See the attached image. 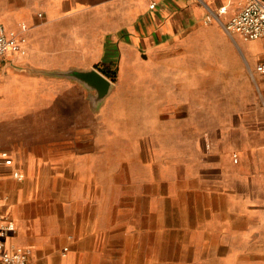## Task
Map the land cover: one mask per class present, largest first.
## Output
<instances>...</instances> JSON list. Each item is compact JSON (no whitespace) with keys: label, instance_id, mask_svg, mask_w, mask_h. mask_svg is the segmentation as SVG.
Segmentation results:
<instances>
[{"label":"crops","instance_id":"crops-1","mask_svg":"<svg viewBox=\"0 0 264 264\" xmlns=\"http://www.w3.org/2000/svg\"><path fill=\"white\" fill-rule=\"evenodd\" d=\"M245 1L0 0V23L24 50L0 66V212L16 226L9 247L30 250L29 264H118L121 246L138 245L134 230L119 224L118 172L131 173L132 197L133 172L149 171L145 163L118 164L119 155L133 154L134 145L157 154L148 141L172 138L182 108L195 106L193 94L229 84L230 77L246 90L250 68L258 103L237 120L264 121V75L255 71L264 40L245 41L227 30ZM70 68L115 70L113 90L98 110L77 83L37 73ZM260 125L248 129L249 147L243 144L244 177L226 179L216 165L201 170L210 182L222 181L219 196L238 206L229 212L237 220L255 208L256 180H264ZM221 247L229 252V244Z\"/></svg>","mask_w":264,"mask_h":264},{"label":"rangeland","instance_id":"rangeland-1","mask_svg":"<svg viewBox=\"0 0 264 264\" xmlns=\"http://www.w3.org/2000/svg\"><path fill=\"white\" fill-rule=\"evenodd\" d=\"M249 74H254L252 68L247 72L246 90H239L236 79L230 77L229 84L193 94L195 106L182 108V123L172 126V138L148 141L154 144L157 154L134 145L133 154L117 157L118 164L133 162L135 169L144 163L149 166L148 173L141 168L133 172L132 197L126 188L131 173L118 172L119 224L134 230L138 244L133 248L121 246L118 264H264L260 255H264V180H256L259 197L255 208L247 219L237 220L229 212L238 206L223 204L219 196L222 181L210 182L201 175V170L216 165L226 179L244 177L239 169L245 168L241 151L243 144L249 147L254 138L248 129L258 124L264 128V121L241 124L237 120L239 114L247 115L253 111L250 106L258 103ZM261 111L264 115V107ZM203 112L213 115V120ZM240 127L243 130L237 131ZM221 130L225 132L223 139L216 133ZM208 132L213 135L207 139L193 138L196 133ZM262 140L264 143V137ZM260 160L264 174V151ZM207 191L212 196L206 195ZM124 204L132 206V211L122 210ZM226 244L228 253L221 247Z\"/></svg>","mask_w":264,"mask_h":264},{"label":"built area","instance_id":"built-area-1","mask_svg":"<svg viewBox=\"0 0 264 264\" xmlns=\"http://www.w3.org/2000/svg\"><path fill=\"white\" fill-rule=\"evenodd\" d=\"M156 3L150 5L151 9ZM225 8L221 12H225ZM227 30L240 35L245 41L264 40V0H246L241 11L227 24ZM22 41L18 35L0 23V66L8 54H23ZM255 71L264 75V60L260 61ZM4 162L10 164L8 156L3 155ZM22 179L19 172L13 174ZM16 226L10 217L0 212V264H29L31 252L24 248L9 247L7 237L14 233Z\"/></svg>","mask_w":264,"mask_h":264},{"label":"water","instance_id":"water-1","mask_svg":"<svg viewBox=\"0 0 264 264\" xmlns=\"http://www.w3.org/2000/svg\"><path fill=\"white\" fill-rule=\"evenodd\" d=\"M37 73L77 83L86 90L91 108L95 111L103 104L114 87L113 82L96 68L89 70L70 68L68 70L38 71Z\"/></svg>","mask_w":264,"mask_h":264},{"label":"trees","instance_id":"trees-1","mask_svg":"<svg viewBox=\"0 0 264 264\" xmlns=\"http://www.w3.org/2000/svg\"><path fill=\"white\" fill-rule=\"evenodd\" d=\"M103 74L109 78L112 82H116L117 80V74L114 69H110L108 71L103 72Z\"/></svg>","mask_w":264,"mask_h":264}]
</instances>
